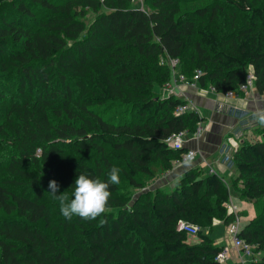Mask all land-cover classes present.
Masks as SVG:
<instances>
[{
	"label": "trees",
	"instance_id": "1",
	"mask_svg": "<svg viewBox=\"0 0 264 264\" xmlns=\"http://www.w3.org/2000/svg\"><path fill=\"white\" fill-rule=\"evenodd\" d=\"M132 1L0 0V264H221L224 246L204 228L233 219L224 202L238 180L261 207L240 235L262 254L250 264H264V136L234 149L230 181L200 167L169 188L142 179L169 171L189 149L167 138L202 120L159 92L169 57L220 94L251 69L264 94V33L253 34L264 32V0ZM112 167L120 183L104 212L60 215L49 180L71 198L78 173L107 179ZM180 219L200 227L197 240Z\"/></svg>",
	"mask_w": 264,
	"mask_h": 264
},
{
	"label": "crops",
	"instance_id": "2",
	"mask_svg": "<svg viewBox=\"0 0 264 264\" xmlns=\"http://www.w3.org/2000/svg\"><path fill=\"white\" fill-rule=\"evenodd\" d=\"M171 83L174 88L171 94L191 101L199 108L202 117L200 124L203 130L199 136L191 132H186L184 136L182 147L196 150L194 158L174 165L167 172H162L152 182L153 187H172L174 182L193 167H201L206 173H209L211 167L227 179L224 174L229 175L235 169L232 160L230 162L226 159L227 155L231 157L233 153V147L228 138L233 137L237 131H245L252 126V123L255 124L256 118L258 119L264 113V94L252 87L248 93L239 97H228L225 94L202 90L198 86L179 79L174 80L173 76ZM244 139V137L240 138V142ZM225 229L227 231L226 224ZM213 238L217 244L225 247L223 235H218L217 239ZM232 247L234 248L233 245ZM235 253L237 257L236 250Z\"/></svg>",
	"mask_w": 264,
	"mask_h": 264
},
{
	"label": "built area",
	"instance_id": "3",
	"mask_svg": "<svg viewBox=\"0 0 264 264\" xmlns=\"http://www.w3.org/2000/svg\"><path fill=\"white\" fill-rule=\"evenodd\" d=\"M139 4L143 5V3H139ZM162 62H164V60ZM167 63L172 68V76L174 77V80L179 79V80H182V81L189 83L190 85L198 86L202 90L217 93V91L213 85H208L207 87H203L202 85H200V83H199V77L201 74L200 69H197L195 71L194 75L190 77V76H187L186 74L178 71V70H180L178 68L180 65L179 58L169 57L167 60ZM175 77H177V78H175ZM255 78H256V76L254 74V71L250 69L248 74H247L246 81L244 83L240 84L238 90H235V91L230 90L225 95L228 97H239L244 93H248L249 89L254 87ZM168 86H171L170 89L173 88L171 82L168 83ZM227 109H230V108H227ZM176 110H177V112H185V111L192 110V111L199 113V108L193 102L186 101V100L183 101L182 103L178 104L176 107ZM230 110H232V109H230ZM202 130H203V127L199 123L193 134L199 136L202 133ZM186 132L187 131H180V132H177V133L170 135L167 138V142L174 147H182L183 142H184V136H185ZM241 133L242 132L237 131V132H235V135L233 137H229L228 141L231 142V146H234V147L238 146V144L240 142V138H241ZM195 154H196V150L189 149L188 151L182 153V155L180 157L175 159L173 165H176V164L182 163L184 161H187L189 159H192V158H194ZM226 159L231 162V157L229 155H227ZM209 172L214 173L215 170L210 167ZM224 205L227 206L228 213L233 216V219L230 221V223H228L226 225V227H227V232L229 233V235L231 237L232 245L234 246V248L237 252V257L242 262V264H250L251 260L254 258L253 245L248 243L240 235L244 221L241 218V215H240L239 210H238V206L235 203H230V201L224 202ZM215 222L216 223L220 222V220H215ZM199 229H200V227L193 222H189V221L184 220V219H180L178 222V230H183V231L187 232L189 235L196 236ZM229 257H230V251H229V249L224 247V249L221 250L217 254L216 259H218L221 262L222 260L227 259Z\"/></svg>",
	"mask_w": 264,
	"mask_h": 264
},
{
	"label": "rangeland",
	"instance_id": "4",
	"mask_svg": "<svg viewBox=\"0 0 264 264\" xmlns=\"http://www.w3.org/2000/svg\"><path fill=\"white\" fill-rule=\"evenodd\" d=\"M132 2H134L135 4H139V3H144V0H142V1L141 0H133ZM226 11L227 10L224 9V12H226ZM39 16H41V15H39ZM94 16H95V12L90 11L83 18L85 20L87 26L92 21V18ZM237 18H238L237 22H241L242 24H247V22H248L247 17L244 18L245 19L244 21H243V19L240 18V15ZM247 25H249V22ZM216 31L218 32L219 35H221V36L223 35V31L221 29L216 28ZM263 33H264L263 28L262 29L258 28V27L253 28V34L255 35V37L259 36L260 34H263ZM8 55L9 54H8L7 49H5L4 53H0V57H8ZM0 70H1V66H0ZM179 71L181 72V70H179ZM175 78H177V77H175ZM169 82H171V81H168L167 83H165L163 86H161L159 88V92L162 95L163 94L169 95L174 91V88L170 89L171 86H168ZM254 123L255 124H253V123L251 124L252 125L251 127L247 128L245 131L244 130L242 131V133H241L242 137H244L245 139H249V138L256 139L258 137L264 136V113H262V115H260V117H258V119L256 118V121ZM228 140H229V138H228ZM232 147H233V151H234V149L236 147H234V146H232ZM232 156H233V153H232L231 157ZM211 160H212V158H211ZM228 171H227V173H228ZM236 172H237L236 169H233V173H230L229 175L228 174H224V175L227 177V180L230 181V180H232L233 176H235ZM161 174L162 173H159L157 176H155L151 179L142 178L143 181L145 182V187L149 188V189H153L154 187H153L152 182L154 180H156L157 177L160 176ZM236 185L238 186L239 189H237L233 185H231V181H230L231 189H230V187L228 189L230 194H229L228 200L225 202L230 201V203H235L238 206V210H239V213L241 215V218L243 219V221L245 223L247 220H249L253 216H257L261 211V207H260V205L258 206L256 203H254L251 200H248L245 198L243 199L240 197L239 190H243L245 188V186L242 185V180H240V181L238 180V182H236ZM138 192L139 191H136L133 196H137ZM236 202L240 203V205H238V203H236ZM224 206L227 210V206L226 205H224ZM227 212H228V210H227ZM215 220H220V223H218V222L216 223ZM213 222H215V223H214V226L212 227V229H210L211 227H207L204 229L206 231L208 230V232L211 230V232H210L211 236L215 237L216 239L218 238V235H223V240L225 241L223 244L225 245V248L229 249V251H230V257L228 259L222 260L221 264H242V262L238 259V257H236L235 250L232 247L231 237L225 229V224H224L223 219L215 217V218H213ZM188 237H189V241L198 239L197 236L188 235ZM253 252H254V250H253ZM254 253L258 254V257L261 258L262 254L260 252L255 251Z\"/></svg>",
	"mask_w": 264,
	"mask_h": 264
},
{
	"label": "clouds",
	"instance_id": "5",
	"mask_svg": "<svg viewBox=\"0 0 264 264\" xmlns=\"http://www.w3.org/2000/svg\"><path fill=\"white\" fill-rule=\"evenodd\" d=\"M119 183L120 169L112 167L107 179L92 176L88 172L78 173L73 182L71 198L67 194L58 192L59 184L55 180H49L48 191L58 201L59 213L62 217L71 219L73 216H79L93 219L105 211L111 195L110 186Z\"/></svg>",
	"mask_w": 264,
	"mask_h": 264
}]
</instances>
